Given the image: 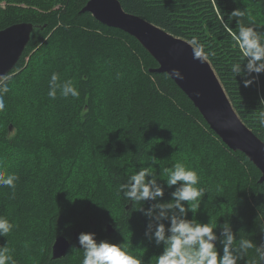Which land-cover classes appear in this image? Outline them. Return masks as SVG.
Segmentation results:
<instances>
[{"label": "trees", "instance_id": "1", "mask_svg": "<svg viewBox=\"0 0 264 264\" xmlns=\"http://www.w3.org/2000/svg\"><path fill=\"white\" fill-rule=\"evenodd\" d=\"M58 1L0 0V29L20 22L39 26L6 76L9 91L0 111V172L15 161L22 173L17 175L21 182L16 181L14 199L11 188H0V207L21 206L10 208L15 225L0 238V247L6 246L11 257L9 264H82L81 232L124 243L141 261L155 264V256L138 248L147 244L148 249H159L154 236L159 221L145 214L157 201L135 205L118 189L130 174L150 166L164 189L159 201L171 202L179 183L168 186L163 169L176 161L195 170L200 186L208 191L196 213L189 211L186 218L218 226L230 222L237 241L243 236L253 245L238 264H264L261 171L244 152L224 143L167 73L156 71L158 61L135 37L82 12L89 0H62L63 10H52ZM120 1L127 12L175 36L189 42L195 38L234 109L264 142V128L254 119L264 96V73L248 87L241 76H232L231 64L241 52L230 32L237 31L240 18L229 19L236 8L247 9L256 17L250 26L264 32V0ZM18 4L47 12L20 17L23 8ZM244 23L248 25L246 18ZM57 49L60 58L55 57ZM39 57L48 61L42 70ZM54 72L61 82L71 80L79 96L63 98L58 91L56 99L48 97ZM24 85L35 90L26 99L17 93ZM42 85L48 90L38 89ZM150 223L153 234L146 235ZM163 223L167 227L170 220ZM214 231L222 239V228ZM60 237L70 246L65 256L54 258L53 245ZM40 242L42 252L32 255ZM216 246L222 255L219 239Z\"/></svg>", "mask_w": 264, "mask_h": 264}, {"label": "clouds", "instance_id": "2", "mask_svg": "<svg viewBox=\"0 0 264 264\" xmlns=\"http://www.w3.org/2000/svg\"><path fill=\"white\" fill-rule=\"evenodd\" d=\"M233 18H240L236 26L237 31L230 32V35L238 45L241 56L238 61L231 64L230 72L236 80L237 76H241L243 85L248 87L264 73V32L250 26L255 24L256 17L247 9L236 8L229 15L230 20ZM245 18L248 25L244 23ZM224 22L221 21L222 24ZM190 45L193 59L203 61L202 45L195 38L190 41ZM172 73L175 77L183 79L179 69H172ZM253 73L256 76H253ZM7 79V77L0 79V111L5 108L3 97L9 91ZM58 91L63 98L79 96V91L71 80L61 82L59 74L54 72L49 80L47 95L51 99H56ZM260 105L261 108L254 112V119L259 127L264 128V96L260 97ZM226 126L230 125L226 122ZM163 173L168 186L179 183L171 202L159 201L164 195V189L157 183V176L150 166L142 167L130 174L118 189L124 199L135 202V205L147 200L157 201L145 213L159 221L155 225L154 236L157 244L163 242L165 245L163 254L156 257L155 264H238V260L244 258L253 245L243 236L237 241L230 222L218 226L215 221L200 223L195 217L191 220L186 218L189 211L196 213L201 200L208 192L205 187L200 186L197 172L188 168L185 163L176 161L171 168L163 169ZM18 179L15 174L0 175V186L12 189L13 199ZM184 202H188L187 207ZM165 220H170L167 227L163 223ZM13 227L6 217L0 215V236L7 237ZM218 227L222 228V239L214 231ZM152 229L153 225L150 223L146 235H152ZM218 239L223 246L222 255L216 246ZM78 242L80 249L83 250L82 264H141L140 258L134 256L124 243H114L108 239L98 240L93 232H81ZM7 253L6 246L0 247V264H9L11 261ZM260 259L264 261V253H261ZM12 264L15 262L12 261Z\"/></svg>", "mask_w": 264, "mask_h": 264}, {"label": "water", "instance_id": "3", "mask_svg": "<svg viewBox=\"0 0 264 264\" xmlns=\"http://www.w3.org/2000/svg\"><path fill=\"white\" fill-rule=\"evenodd\" d=\"M82 12H90L101 23L135 37L158 61L156 71L167 73L176 82L224 143L250 158L262 173L261 182L264 181V142L242 121L203 52V61L193 59L189 41L127 12L120 0H89ZM38 27L30 22H20L0 29V79L16 67L34 29ZM172 69H179L183 79L175 77ZM226 122L230 126H226ZM69 246L66 238H57L53 245V257L65 256Z\"/></svg>", "mask_w": 264, "mask_h": 264}, {"label": "rangeland", "instance_id": "4", "mask_svg": "<svg viewBox=\"0 0 264 264\" xmlns=\"http://www.w3.org/2000/svg\"><path fill=\"white\" fill-rule=\"evenodd\" d=\"M50 3H52V2H50ZM2 5L3 6H6L5 5V3H2ZM15 5V4H14ZM63 5H64V3H63V1L61 0V1H58V2H56L54 5H53V7H52V10H56V9H60V8H62V10H63ZM18 7H21V8H23V9H21L20 11H18V15L21 17V16H26V15H28V16H31V15H34V16H37V14H45V12H47V11H45L43 8H41V7H39V6H29V5H26V4H18L17 5ZM175 36V35H174ZM176 37H178V36H176ZM180 38V37H179ZM61 50H59V49H57V51H56V55H55V57H57V58H60L59 57V54H62V52H60ZM34 53V50L30 53V55H28V57H27V62L28 61H30L31 60V56H32V54ZM44 58L45 57H39V65H38V68H40V70H42V68H43V65L44 64H46V62H48V61H46V62H43V60H44ZM40 61L42 62V63H40ZM27 64V63H26ZM214 68V67H213ZM216 72V71H215ZM46 72H43L42 74H45ZM218 75V74H217ZM222 83V82H221ZM47 85V84H46ZM46 85H42V86H40V88H38V89H45L46 88V90H48V87L46 86ZM18 87V86H17ZM30 88V89H29ZM19 90H17V93H20L21 94V97H22V99H26V97L27 98H29V96L32 94V92L33 91H35L34 89H32L31 87H29L28 85H24V86H19V88H18ZM7 165V164H6ZM9 174H15V175H21L22 173H21V168L19 167V162H11V163H9L7 166H6V168L4 169V170H2L1 172H0V175H2V176H7V175H9ZM18 182H21V179L20 180H17ZM1 187H3V186H0V188ZM19 207H21V206H15V205H10V208L11 209H14L15 211L17 210V208H19ZM206 206H202L201 208H205ZM8 206L6 207V208H2V207H0V215H2V216H4V217H6L13 225H15V216L13 215V212H12V210L10 209ZM205 213H199V215L201 216H203V217H207V215L208 214H205ZM25 225H27V223L25 224ZM14 228V227H13ZM13 230V229H12ZM2 237H4L5 238V236H0V238H2ZM2 243V242H1ZM37 246H39V247H37V248H35V249H32L31 250V254L32 255H34V254H37V255H39V253H41L42 251V248L44 247V243L43 242H40ZM150 247H151V249H148L147 248V244H145V245H142V248H138V251H141V252H143V253H146V254H148V256H155V257H157V256H159V255H161V254H163V251H164V249H165V246L163 245V244H159L158 246H159V249H155V250H152V246L151 245H149ZM41 251V252H40ZM133 252H135V251H133ZM132 252V253H133ZM136 254V253H135ZM134 255V254H133ZM145 261V262H144ZM142 260L141 261V264H148V261L147 260Z\"/></svg>", "mask_w": 264, "mask_h": 264}, {"label": "bare ground", "instance_id": "5", "mask_svg": "<svg viewBox=\"0 0 264 264\" xmlns=\"http://www.w3.org/2000/svg\"><path fill=\"white\" fill-rule=\"evenodd\" d=\"M223 85V84H222ZM144 205V204H143Z\"/></svg>", "mask_w": 264, "mask_h": 264}]
</instances>
